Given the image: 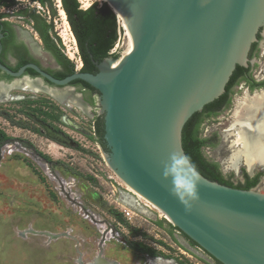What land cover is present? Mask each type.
I'll list each match as a JSON object with an SVG mask.
<instances>
[{"label": "water", "instance_id": "obj_1", "mask_svg": "<svg viewBox=\"0 0 264 264\" xmlns=\"http://www.w3.org/2000/svg\"><path fill=\"white\" fill-rule=\"evenodd\" d=\"M104 2L130 34L128 52L93 60L95 72L76 65L62 78L35 63L14 71L0 63L13 78L0 85L23 77L40 89L73 90L76 79L87 83L97 91L102 155L110 170L210 259L264 264V193L204 177L181 144L187 119L224 92L236 66H247L248 51L264 27V0ZM27 68L38 76L25 75Z\"/></svg>", "mask_w": 264, "mask_h": 264}, {"label": "rangeland", "instance_id": "obj_2", "mask_svg": "<svg viewBox=\"0 0 264 264\" xmlns=\"http://www.w3.org/2000/svg\"><path fill=\"white\" fill-rule=\"evenodd\" d=\"M94 1L103 0H79L80 7L85 8ZM16 2L19 4L8 7L9 22L36 41L31 22L19 12L29 11L44 18L52 24L50 35L55 37L60 50L80 68L75 39L66 16L63 14L64 20L59 13L56 0H51L55 16L37 2ZM261 36L258 52L252 58L251 76L255 79L264 75V27ZM128 47L129 37L118 17L117 40L111 52L119 58ZM68 52L73 53V58ZM36 58L47 69L57 68L48 52H41ZM74 91L80 93L78 88ZM255 92L259 91H250L246 84L238 83L232 89L229 106L201 125V136L214 138L212 146L202 148L204 156L217 162L222 175L231 176L234 183L242 181L240 170H246V165L242 158L237 163L230 162L231 154L238 148L233 143L236 127L231 126L234 113L246 95ZM9 95L10 99L0 101V131L5 136L0 141V264H77L86 245L91 246L88 256L94 254L103 222L113 225L127 241L134 242L141 237L153 248H157L153 243L163 242L169 260L206 264L181 253L184 250L178 248V242L206 262L212 261L185 235L173 229L164 214L128 190L110 170L101 146L94 139L93 125L99 108L96 94L87 113L69 102H58L44 91L12 89ZM62 117L72 125L62 121ZM45 127L61 136L51 137ZM252 172H261L253 188L264 193V170L255 168ZM124 199L133 206L124 203ZM119 203L130 206L134 214L130 218L123 216ZM115 213L119 223L114 219ZM109 241L106 248L118 249L121 256L141 258L116 239Z\"/></svg>", "mask_w": 264, "mask_h": 264}, {"label": "trees", "instance_id": "obj_3", "mask_svg": "<svg viewBox=\"0 0 264 264\" xmlns=\"http://www.w3.org/2000/svg\"><path fill=\"white\" fill-rule=\"evenodd\" d=\"M31 1L38 2L41 6H46L51 16H55L56 11L52 6L51 0ZM13 3L14 0H0V5L11 6ZM60 6L66 16L67 23L71 29L76 42V47L79 51L78 57L82 63L80 70L95 72L96 68L92 62L93 60L99 62L105 57H112L114 59L118 58V54L111 52V49L114 47V44L117 40L118 17H116L115 13L106 4V2L102 1L98 3L94 1L87 7L82 8L80 7L79 0H60ZM19 13L26 15L29 21L33 22L32 26L36 31H38L40 37L42 38L44 48L53 51L50 53L60 65V69L54 70L52 75L57 78H62L70 74L74 70L75 64L69 58H67L63 52H60L61 50L54 39L55 37H51L50 31L52 29V24L50 22H46L44 18L33 12L22 10ZM3 15L4 13H0V17ZM56 39L58 38L56 37ZM254 44L255 43H253V45ZM24 62L25 61H21L19 64L13 67V69H16ZM243 69L244 68L241 66H236L225 85L224 92L212 102L205 104L201 110L194 112L187 119L181 132V144L189 162L204 177L225 185L250 189L257 184L258 176L260 174L257 173L254 176H249L244 169H241V174L243 176L242 181L233 183L230 180L231 176L225 178L220 171L219 164L215 161L208 160L202 152L203 147L212 146L214 144V138L212 136H201L202 122L205 119L216 115V109H220L221 106H229V93H231V87L234 84L240 80L249 82L251 85L256 83L250 75H243ZM25 71H30L31 74L35 75V72L29 68H27ZM70 84H78L80 87L84 88L89 94V101L93 103L94 98L92 95L97 94V91L94 88L79 79L71 81ZM38 111L48 115V113L44 111ZM93 128L95 141L101 146L102 149L106 150L104 141L102 140L103 128L100 117L97 116L95 118ZM4 137V133L0 131V140L4 139ZM169 225L173 229H177L171 224ZM191 242L195 244L193 241ZM144 249L154 253V250L147 246H144Z\"/></svg>", "mask_w": 264, "mask_h": 264}, {"label": "flooded vegetation", "instance_id": "obj_4", "mask_svg": "<svg viewBox=\"0 0 264 264\" xmlns=\"http://www.w3.org/2000/svg\"><path fill=\"white\" fill-rule=\"evenodd\" d=\"M16 1H18V0H14V3L11 6H7V7H13L14 5L19 4ZM0 6H6V5H0ZM6 16H7L6 13H4V15L0 17V63L2 65L6 66L9 69L14 71L19 66L16 69H13V67H15L17 64H19L21 61H25L23 64L29 63V62L35 63L40 68H42L44 71L50 73L51 75H52V72L54 70L60 69V65L58 64V62L55 60V58L50 53L53 51L44 48V43L42 41V38L40 37L38 31H36L33 28V26H31V30L34 31V33L36 34L35 36L33 34L34 39L36 41L33 40V37L30 34L25 32L24 30L19 29L16 25L9 22V20L7 19ZM31 25H33V22H31ZM262 28L263 27L259 28V30L257 32V34H258L257 40L254 42L255 43L254 45L252 43V45L248 51L247 66L243 67L244 69L242 70V73L244 76H249V75L251 76V70H252V66H253L252 58L255 57L256 52H258V44H259V41L261 40V37H262L261 36V29ZM32 43L35 45L36 49L33 48ZM36 52H39V53H36ZM41 52H48L52 56L56 66H57L56 69L50 70V69L43 67L40 64V62L36 58V55H39ZM60 52H62V51H60ZM77 52H79V51H77ZM24 74L30 78H35L38 76V74H36V73H35V75L31 74L30 71H24ZM12 79H13L12 77L8 76L6 73H4L3 71L0 70V82L2 81V82L8 83ZM253 79L256 82L253 85H251L249 82H246L244 80L238 81L236 84H234L231 87V92H232L233 87L236 86L240 82H243L244 84H246V87L250 91H252V90L264 91V75H262L259 79H255V78H253ZM44 84L50 86V84L46 80H44ZM71 86L73 87V90H71L72 93H76L74 91V88L80 89V93H76V94H80L81 101L83 103H86L89 106V104L91 102L89 101L88 92L84 88L80 87V85H78V84H74ZM93 95H92V97H94ZM229 95H230V99H231V93H229ZM225 108H227V107L221 106L220 109H216V111H215L216 115L218 113H220L221 111H223ZM45 130H46L48 135H50L48 132H50V133L52 132L53 134L61 136L60 134L53 132L52 130H50L47 127H45ZM93 132H94V128H93ZM51 137L55 138L54 136H51ZM3 140H5V137H4V139H2L0 141H3ZM3 146L7 147L5 144H3ZM43 159H45V158H43ZM45 162H49V160H46ZM220 171H221V169H220ZM245 171L247 172V170H245ZM257 173L260 174L258 176V180H259V177L261 176V172H255L251 175L247 172V174L249 176H254ZM240 176L243 179V176L241 174V170H240ZM114 216H115L114 219L117 220L116 216H118V214L115 213ZM117 222L119 223V219L117 220ZM103 223H104V225H102L103 229L100 230L102 235L100 236V239H99L98 245L94 251V254L90 257L88 256L89 255L88 249L91 248V246L89 244H88V246L86 245L85 250L83 251V253H80L79 258L77 259V264H137L138 261L141 264H166V263L189 264V263L183 262L181 259L178 260L176 258H171L169 260L168 255L166 253V250L163 246V242L153 243L157 247V248H153L150 246V244H146L144 241L141 240L142 239L140 237L141 235H138V237H140V240H135L134 242L127 241L122 236L120 237L119 230H116V228H114L113 225H111L110 223H107V224L105 222H103ZM161 227H163V226L161 225ZM175 230H177V229H175ZM177 231H179V230H177ZM110 239H114V240L116 239L118 243L125 245L130 250L131 253L138 255L141 258L137 259L136 256H133V257L121 256L120 251L118 249L106 248V242L107 241L110 242L109 241ZM176 243L178 244V248L184 250V251L181 250V253H183L184 255L187 254V257L189 256L190 258H194L195 260H197L196 262H198V261L199 262H205L206 264H213V262H214V264H220V263H218V261H216L210 255L209 256L211 257L213 262L212 261L206 262L202 257L198 256L196 254V252L193 251L192 249L190 250V248H186V246H184L178 242H176ZM114 245H115V243H114ZM193 245H196V244H193ZM144 246H147V247L153 249L154 253L153 252L151 253V252L147 251L146 249H144ZM85 255H86V257H85Z\"/></svg>", "mask_w": 264, "mask_h": 264}, {"label": "bare ground", "instance_id": "obj_5", "mask_svg": "<svg viewBox=\"0 0 264 264\" xmlns=\"http://www.w3.org/2000/svg\"><path fill=\"white\" fill-rule=\"evenodd\" d=\"M62 13L64 12L62 11ZM117 17L120 18V15L117 14ZM122 24L126 30L127 36L129 37L128 52L131 47V37L123 22ZM32 46L36 49L33 43ZM68 56L73 58V53L68 52ZM12 89L28 91L45 90V92L50 94L58 102H65V104L69 102L83 112H88V108L80 102L78 94L72 93L71 88L69 87L60 89H40L39 85L35 83V81H31L23 77L14 80L11 85H0V101L10 99L11 97L9 93ZM62 120L72 125L67 118L63 117ZM231 127H236L233 143H235L238 148L231 154L230 162L237 163L239 158H242L249 171H252L255 168L264 170V91L255 92L251 96L246 95L243 102L234 113V124ZM48 133L51 136L58 137L52 132ZM127 189L132 191L135 195L141 197L130 187ZM101 227L103 226L101 225Z\"/></svg>", "mask_w": 264, "mask_h": 264}, {"label": "built area", "instance_id": "obj_6", "mask_svg": "<svg viewBox=\"0 0 264 264\" xmlns=\"http://www.w3.org/2000/svg\"><path fill=\"white\" fill-rule=\"evenodd\" d=\"M37 5H40V4L37 2ZM56 5L58 7L59 13L60 12L62 13L63 10L61 9V6H60V0H56ZM39 7H41V5ZM8 11L9 10H8V7L7 6H0V13H4V12L7 13ZM63 14L64 13H62L61 16L65 20V16ZM119 204H121V203H119ZM120 206H121V208H120L119 211H121L122 215L125 216L126 218H130L134 214V212L130 208V206L125 205L123 203Z\"/></svg>", "mask_w": 264, "mask_h": 264}, {"label": "clouds", "instance_id": "obj_7", "mask_svg": "<svg viewBox=\"0 0 264 264\" xmlns=\"http://www.w3.org/2000/svg\"><path fill=\"white\" fill-rule=\"evenodd\" d=\"M189 195H190V196H192V195H193V193H192V190H191V189H189Z\"/></svg>", "mask_w": 264, "mask_h": 264}]
</instances>
